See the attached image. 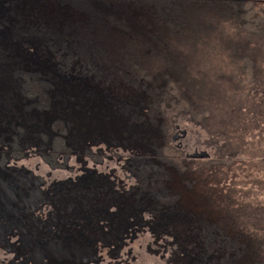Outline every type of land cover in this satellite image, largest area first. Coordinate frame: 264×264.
<instances>
[{
  "label": "flooded vegetation",
  "instance_id": "af4514ba",
  "mask_svg": "<svg viewBox=\"0 0 264 264\" xmlns=\"http://www.w3.org/2000/svg\"><path fill=\"white\" fill-rule=\"evenodd\" d=\"M50 4L85 13L66 0H0V169L6 168V181L13 186L25 181L40 191H34L41 194L35 202L39 207H25L32 235L44 236L31 243L72 245V251H65L76 257V264H195L201 244L195 220L182 221L177 206L148 205L151 191L140 190L166 180H142L139 167L146 161L137 155L154 159L157 137L145 134L144 123L122 121L147 117L148 85L141 81L145 88L138 91L125 85L131 81L97 78L90 64L67 61L68 46L53 49L54 32L67 44L70 34L89 42L83 32L95 24L76 23ZM183 146L189 150L187 140ZM196 164L184 174L165 169L176 187L170 193L178 199L194 187ZM183 210L196 216L197 208ZM0 231L7 233L3 222ZM12 242H18L15 253L1 248L0 264H8L10 256V264L41 259L30 252L20 261L22 242ZM69 260L48 256L42 261Z\"/></svg>",
  "mask_w": 264,
  "mask_h": 264
},
{
  "label": "trees",
  "instance_id": "16d2710c",
  "mask_svg": "<svg viewBox=\"0 0 264 264\" xmlns=\"http://www.w3.org/2000/svg\"><path fill=\"white\" fill-rule=\"evenodd\" d=\"M84 1L66 0L69 5L93 16L90 19L95 25L86 29L90 41L82 42L78 35L70 34V43L67 44L60 32H54L52 46L54 50L68 46L66 60L76 59L90 64L97 78L128 80L132 84L125 85L137 88L138 91L142 89L141 86L145 88L141 81L148 85L149 88L144 92L148 98L147 117L136 119L134 116L122 120L127 125L136 121L144 123L148 127V133L145 134L150 138L157 137L153 139L159 147L153 151L154 159L137 155L139 159L146 161L139 167L142 180H148L149 176L152 181L166 176L163 185L159 183L152 188H140L152 193L147 204L177 206L183 211L182 221L188 224L190 217L195 220L198 241L201 242L195 264H264V258H258L264 257V234L261 233L264 231L263 223L254 225L245 218V213L242 215L236 209H225L231 205L229 197L226 198L225 208L218 210H213L207 203H202V206L192 204L188 198H195V203L199 197H205L197 193L194 187L186 188L189 193L178 199L170 193V189L174 190L176 187L169 182L170 172L165 171L173 168L180 174L189 173L193 162L205 163L200 168L206 169L207 165H218L216 159L227 166L232 165L234 157L231 151L237 148L227 141L229 136L241 140L245 147L247 138L254 130L264 126L263 86L259 82L264 78V0ZM229 29L234 32L237 44H233L231 37L229 45L221 47L224 34ZM219 50L228 52L226 54L220 51L227 63L226 69L232 70L228 76L223 72V84H227L228 90L233 94L229 112L232 118L228 117L226 122L215 121L216 128L214 126L211 132L207 131L204 137L199 134V143L211 144L212 153L200 149L183 151L188 135L186 131L176 132L175 121L178 114L189 112L186 110L192 103L201 104L205 109L224 102L223 92H219L216 84L209 85L202 81L201 84L207 87L206 91L197 90L196 86L192 88L191 81L198 82V79H205L206 76L201 78L190 73L194 71L200 75L194 64L199 61L206 66L205 60H210L214 55L221 56ZM241 82L249 86L247 92L239 91ZM193 95L203 100L193 102ZM241 100L247 103L243 114L241 103H238ZM189 110L195 115L192 107ZM103 120L107 121L106 118ZM228 123L241 125L246 136L243 131H237L233 124L228 127ZM261 130L264 133V127ZM244 139L246 140L243 141ZM161 141L164 142L163 145ZM229 151L230 158L225 162L224 154ZM262 161L264 162V158ZM0 171L3 174L0 176V221L4 223L7 232L0 231V242L11 243V253L14 254L13 250L18 242H12V239H20V253L34 248L42 260L48 256L54 261L68 257L70 264H76V257L65 251H72V245L58 248L59 246L51 243H31L33 239L38 240L37 238L44 236L35 235V232L32 235L33 229L30 228L31 221L25 207H39L35 202L39 201L41 194H35L34 191H40L38 187L25 181L13 186L6 181V168H1ZM197 172L201 170L196 169L195 175ZM140 195L138 193L135 199H139ZM183 208L189 211L197 208L196 216L185 213ZM224 221L228 223L227 227L223 224ZM41 233L47 234V231ZM183 246L182 243L181 251ZM1 247L0 244V254Z\"/></svg>",
  "mask_w": 264,
  "mask_h": 264
},
{
  "label": "rangeland",
  "instance_id": "374dc122",
  "mask_svg": "<svg viewBox=\"0 0 264 264\" xmlns=\"http://www.w3.org/2000/svg\"><path fill=\"white\" fill-rule=\"evenodd\" d=\"M84 1V0H77V2ZM244 1V0H240ZM88 4L86 1H84ZM153 5L158 6V4L153 3ZM66 12L59 10L58 4H50L49 8H52L55 12L62 14V16H72V20L79 22H88L91 24V19L82 11L72 10L67 6H64ZM90 14V13H89ZM61 16V15H60ZM86 36L88 32L85 30L83 32ZM233 37V44H237L234 32L232 30H228L224 34V40L221 47H226L229 45L230 38ZM254 46V43H251ZM224 53H228L226 50H219ZM221 53V52H220ZM207 65H202L199 61L194 64L196 66V70L200 71V75L196 74L194 71H190L191 74L196 75L198 77L205 79H198V82H192V88L196 86L197 90L206 91L207 87L202 85V81L208 82L209 85H218L219 92L224 95V102L212 107H207L203 109L201 104H194L189 106V108L185 113L178 114V117L175 121V126H180L182 131H186L188 135L187 143L189 144V151H194L196 149H200V151H205L212 153L210 148L212 147L211 144L205 142L202 144L199 143L200 135L203 137L207 134V131L211 132V129L216 124L215 121H224L226 122L228 117L232 118L230 112L231 104L233 99L231 95H233L228 89L229 86L225 83V77L223 72H225L226 76L232 70L226 69L227 63L223 60V54L221 53L220 57L216 55L213 56L210 60H205ZM264 64V63H263ZM223 69V70H220ZM218 81V82H216ZM222 82V83H219ZM260 84L263 86L262 95L264 96V78L263 80L259 81ZM242 86H239V91H248L249 86L243 85V82L240 83ZM254 86V85H253ZM193 102L199 101L201 102L203 99L199 96H192ZM264 99V98H263ZM241 103L242 114L245 113L244 109L247 106L245 100L238 101ZM195 111V115L190 113L189 109ZM264 110V105H263ZM211 114V115H210ZM211 118V119H210ZM243 119L241 118V121ZM230 124L228 123V127ZM235 126L237 131H243V127L241 125ZM262 127L254 130L253 136H249L247 138L246 146L244 147L241 144V140L232 139V136H229L227 141L237 149L231 151V155H233V164L232 165H225L226 163L220 162L216 159V163L218 165H207L206 169H201L200 166L204 165L203 163H197L193 167V174L192 178L194 179L195 185L194 190L198 193L203 194L205 197L210 198L208 200L205 197H199V199L194 203L195 198H188L192 204H196L198 206H202V203H207L211 206L213 210H218L220 208H225L226 198L229 197L231 199V205L229 208L225 209H236L242 215L245 213V218L252 224H264V162L262 158H264V133L262 132ZM200 134V135H199ZM244 136H246L244 132ZM244 139L243 141H245ZM209 147V148H207ZM229 152L224 154V160L230 158ZM220 154V153H218ZM210 157V156H208ZM211 158V157H210ZM211 160V159H210ZM205 161V160H203ZM209 162V161H206ZM199 169L201 172H197L195 175V170ZM197 183V185H196ZM264 234V231H261ZM11 244L3 243L1 248L10 249ZM22 247L20 248V250ZM33 252L36 253L37 250L34 248H29L28 250H23L21 252V256L19 258L20 261H24L26 257L29 256V253ZM263 259V256L258 257ZM4 260V258H1ZM12 260V256L8 258V264H10ZM7 263V260H4ZM31 264H44L42 259L34 258L29 261Z\"/></svg>",
  "mask_w": 264,
  "mask_h": 264
}]
</instances>
